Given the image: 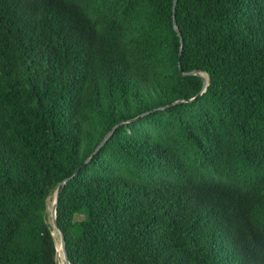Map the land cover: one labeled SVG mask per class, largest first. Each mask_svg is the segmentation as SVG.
Returning <instances> with one entry per match:
<instances>
[{
	"label": "trees",
	"instance_id": "obj_1",
	"mask_svg": "<svg viewBox=\"0 0 264 264\" xmlns=\"http://www.w3.org/2000/svg\"><path fill=\"white\" fill-rule=\"evenodd\" d=\"M91 155L70 264H264V0H0V264H57Z\"/></svg>",
	"mask_w": 264,
	"mask_h": 264
},
{
	"label": "water",
	"instance_id": "obj_2",
	"mask_svg": "<svg viewBox=\"0 0 264 264\" xmlns=\"http://www.w3.org/2000/svg\"><path fill=\"white\" fill-rule=\"evenodd\" d=\"M176 3H177V0H173V12L175 11ZM173 25H174L175 31L177 32V35L180 38V43H181V48H182V37L180 36V32H179L178 28L175 25V19H174V17H173ZM190 74L191 75L199 76L201 78V80H202V87H201V90L199 91V93L195 97H193L192 99H189V100H182V101H192V100H195L196 98H199L206 91V88H207V85H208V76H206L205 74H201V73H197V72L190 73ZM182 101H177L174 104L180 103ZM111 133H112V130L110 132H108L104 136V138L102 139V141L95 148L93 154H95L99 150V148L106 142V140L111 135ZM92 155L80 167H78L70 177H68L67 179L61 181L57 185L56 189L54 190V192L51 195L52 196L51 206H50L49 209H48V206H47V211L49 212L50 223L52 225V236L54 238V234L55 233H58V235H59V245H60V249H61L62 256H63V259H64V263L65 264H70V262H69V260L67 258V253H66V250H65V240H64V236H63L62 232L60 231V229L58 228V224H57V220H56L57 219V202H58V197H59V194H60L63 186L65 185V183L68 180H70L71 178H73L77 174L78 170L80 168H82L90 160V158L92 157ZM54 240H55V238H54ZM55 246H56V261H57V264H58V259H57V257H58V249H57V243H56V241H55Z\"/></svg>",
	"mask_w": 264,
	"mask_h": 264
},
{
	"label": "bare ground",
	"instance_id": "obj_3",
	"mask_svg": "<svg viewBox=\"0 0 264 264\" xmlns=\"http://www.w3.org/2000/svg\"><path fill=\"white\" fill-rule=\"evenodd\" d=\"M50 204V203H49ZM58 234V233H56ZM57 238V237H56ZM57 240V239H56ZM57 249H58V264H63L64 262V259H63V256H62V252H61V249H60V245H59V242H57Z\"/></svg>",
	"mask_w": 264,
	"mask_h": 264
},
{
	"label": "rangeland",
	"instance_id": "obj_4",
	"mask_svg": "<svg viewBox=\"0 0 264 264\" xmlns=\"http://www.w3.org/2000/svg\"><path fill=\"white\" fill-rule=\"evenodd\" d=\"M50 203V204H49ZM51 203H52V196L48 199V209L50 208V206H51ZM57 237V238H56ZM54 238H55V241H56V243L57 242H59V235L58 234H54ZM57 239V240H56ZM63 264H65L64 262H63Z\"/></svg>",
	"mask_w": 264,
	"mask_h": 264
}]
</instances>
